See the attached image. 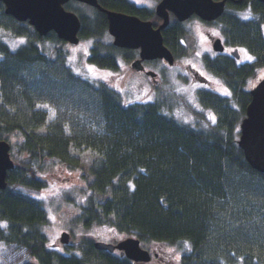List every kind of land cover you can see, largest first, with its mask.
Instances as JSON below:
<instances>
[{
    "label": "trees",
    "instance_id": "1",
    "mask_svg": "<svg viewBox=\"0 0 264 264\" xmlns=\"http://www.w3.org/2000/svg\"><path fill=\"white\" fill-rule=\"evenodd\" d=\"M225 1L227 8H253L254 20L229 9L220 18L227 41L262 51L255 63L244 66L250 74L248 70L259 61L264 64V4ZM98 2L106 10L144 19L145 10L130 0ZM66 8L80 17V39L93 42L90 63L117 70L123 50L111 42L107 16L78 2ZM0 29L27 38L12 50L0 35V140L12 145L15 161L7 189L0 191L4 264H130L97 251L93 241H83L66 253L47 248L48 212L43 201L32 195L47 183L32 166L49 159L60 160L71 170H83L85 188L79 192L86 199L80 205L85 226L108 224L117 236L134 237L146 248L167 249L158 264H264V229L257 228L264 221V174L251 167L237 142L250 94L242 91L243 75L232 62L208 61V68L219 74L229 91L226 95L198 94L200 103L218 118L215 123H204L203 115L179 108L170 94L130 103L106 82L83 78L67 63V53L61 48L65 43L55 33L39 37L27 23L5 15L1 2ZM186 36L187 30L177 25L163 33L164 44L180 46ZM53 75H58L64 87L82 94L79 103L85 106L79 107L93 113L99 122L98 134L79 132L68 137L64 120L46 125L47 117L37 105L47 97H58L59 102L71 97L52 92L48 82ZM36 81L44 88H38ZM6 108L16 109L17 117L4 115ZM192 114L196 121L188 119ZM72 149L90 152L93 158L88 165L81 163L70 155Z\"/></svg>",
    "mask_w": 264,
    "mask_h": 264
},
{
    "label": "rangeland",
    "instance_id": "2",
    "mask_svg": "<svg viewBox=\"0 0 264 264\" xmlns=\"http://www.w3.org/2000/svg\"><path fill=\"white\" fill-rule=\"evenodd\" d=\"M147 3L148 5H151L150 2ZM144 4L146 5V2H144ZM212 33L217 35L218 37H220V34L223 35L221 29L214 27H212ZM0 35L3 37V39H5L12 50L18 49L19 45H21V42H23L24 40L26 41L27 39L14 38L10 31H5L4 29H0ZM198 37L200 39V44L198 41ZM262 37L264 39V25L262 30ZM230 42L232 47H235L236 44H239L232 40H230ZM187 43L191 48L188 55L190 57L189 62L196 64L198 67H201V69L205 71V75L210 76L213 82L216 81V76L205 70L202 63H200V59L197 57H193L192 54L193 52L194 54L196 53V49L198 54L199 52H208L209 43L205 39L203 33H196V35L187 39ZM92 46L93 42L86 40L77 46L70 47L69 45H63L61 48H63L65 53L68 54V63L71 67L73 66L72 69L74 68V70H76L80 74H86L84 75V77L88 76L93 80H103L109 82L108 84H116L118 87V91L122 93L125 101H128L130 103L137 101H152L151 98H153V92L149 90L145 83L138 82L135 77L127 75L128 77L124 79L122 78L119 69H117V71H114L117 73H115V77H112L113 72L111 70L98 68L97 66L90 64L88 59ZM256 48L260 49L261 46L257 45ZM211 53L215 54V52L212 51V46ZM241 53L243 55V60L248 61L251 60L249 59V57L253 58L250 53H252L254 56H260L262 54V51L248 50L247 52L245 50H242ZM1 60L2 57L0 56V61ZM261 64V61H259L256 66L257 70H254L253 76H255V79L264 77V67H262ZM169 69H165L166 76H164V79L166 82L164 84V87L162 88V91L158 92L159 96L156 95L154 99L156 97L160 98V96L162 97L172 95L175 97V101L178 102L179 108H184L183 110L188 109V111L190 109L191 113H195L194 107H196V110L201 109V112H203L204 108H202L201 105H198L196 100L198 95L195 91L198 89H196V87L194 88V86H191V89L185 92L183 90H180L178 87H175L172 81H168V79L171 78L170 75L173 74L172 68ZM118 74L120 75L118 76ZM58 75L60 76L61 73L59 72ZM58 75H53L51 81L48 82L52 86V92H54V94L61 92L60 94H64V96L68 95L71 97H67L64 100L61 99V102L57 101L58 97H54L56 99H54L53 97H47V100L44 99L37 105L38 110L41 111L45 117H47L46 125H59L61 124L62 120H64L68 137H72L79 132H88L86 134H89L90 136L98 134L99 122H96V118L92 116L93 113L91 115L90 111H85L83 110V108L81 109L79 107H82L83 104L81 102L79 103L80 99H83V97L81 96L82 94L75 89L64 87L62 85V80L58 78ZM34 83L39 84V87L37 86L38 88H44V86L41 85L42 83L40 84L39 81H36ZM219 87L220 86L216 82V84H213L212 89L217 92ZM200 91L206 92L203 89H200ZM200 91H198V93ZM72 97H74L75 99ZM1 98L2 93L0 86V107L2 104ZM2 111L3 114L8 118L17 117L16 109L6 108ZM206 117L212 119L215 118L213 112L209 110L208 114H206ZM188 119H190V116H188ZM18 136L20 138V135ZM70 155L72 156V158H80L81 163H87L86 165H88L93 158L90 152H86L83 150H73ZM32 167L36 171V175L47 183V187L44 190L32 193L38 199L43 201L48 211V223L44 229L47 248H51V246L57 244L59 246L57 249L59 252L66 251L64 247L59 244V235L61 232H68L72 236L70 241L73 242V246L70 248V250L78 249L77 247H79L83 241L100 240L107 242L111 241L114 237L125 239V237L117 236L108 224L93 223L87 227L84 225L85 220L80 219V205H82L86 200L80 197L79 192L82 188H85V181L82 178V169L76 168L70 170L60 160L52 159L46 160L44 165L36 164ZM262 227L264 229V221L260 220V223L257 224V228ZM146 249H148L153 256L155 254H159V257L161 258L166 257L164 253L167 252V249L165 248H159V250H157L155 247H150ZM1 251H3V248L0 246V264H4V261L1 258ZM168 253L171 255V257L174 256V254L170 253L169 250ZM155 261L158 262L159 258H156Z\"/></svg>",
    "mask_w": 264,
    "mask_h": 264
},
{
    "label": "water",
    "instance_id": "3",
    "mask_svg": "<svg viewBox=\"0 0 264 264\" xmlns=\"http://www.w3.org/2000/svg\"><path fill=\"white\" fill-rule=\"evenodd\" d=\"M103 12L107 16L108 30L114 38V45L121 48L141 49V58H164L170 63L174 58L164 45L162 30L169 23V12L180 21L193 15L203 20L218 19L225 11L226 1L214 0H163L157 8V14L164 23L154 29L151 22L140 20L136 16L109 11L101 7L98 0H75ZM264 3V0H257ZM5 6V13L17 21L28 22L41 36L55 32L57 36L71 44L79 43L81 29L80 18L67 11L65 5L70 0H0ZM214 49L224 51L220 39L214 43ZM234 56L239 58L238 51ZM241 136L238 142L247 162L253 169L264 174V80L251 92V101L246 109V118L241 124ZM11 146L0 140V191L7 188L8 172L14 168L10 154ZM70 235L64 233L62 244H68ZM98 250L114 252L120 250L123 255L134 262L147 263L151 260L150 253L141 247L138 239L128 238L117 245L104 242L95 243Z\"/></svg>",
    "mask_w": 264,
    "mask_h": 264
},
{
    "label": "flooded vegetation",
    "instance_id": "4",
    "mask_svg": "<svg viewBox=\"0 0 264 264\" xmlns=\"http://www.w3.org/2000/svg\"><path fill=\"white\" fill-rule=\"evenodd\" d=\"M130 1L134 3L137 6V8L145 10L144 16H142L144 17V19L140 17L139 18L142 20L150 21L154 29H158L163 24L164 20L156 14L157 6L163 0H130ZM144 2H146V5L144 4ZM147 2H150L151 5H148ZM227 6L228 5L226 3L225 9L226 10L229 9L231 13H234L236 15L243 16V17L245 16L244 17L245 19L252 18L251 16L253 13L252 11L253 8L251 6L249 8L247 7V9H245L244 11H240L239 9L237 10V9L227 8ZM169 20H170L169 25L165 29L162 30V35L164 32H168L171 28H174V27L176 28L177 25L178 26L182 25L183 27L185 26V24L178 23L173 14H170ZM196 21H198L199 23L197 24ZM188 24L190 25L189 27L192 28V31H187L188 35H196V33H200V34L203 33L205 39L209 43L208 52H204V53L199 52L198 54L197 49L195 48L196 53L193 55V57H197L200 59L201 62L200 61L199 62L202 63L205 70H207L209 73H212L214 76H216V79H217L216 81L213 82L210 76L205 75L204 74L205 71L201 69V67H198L196 64L189 62L190 57L186 55L185 53V50L187 49V43L185 39H181L180 43H178L180 46H178L177 44H175L173 48L172 46H170V48L172 49L168 48L165 45L175 57V62L173 65L168 63L165 59L142 60L141 59V49L121 48L123 51H126V52L122 51L120 56L117 58L118 69L120 70V74L122 75V78L126 79L128 77L127 75H130V76L135 77L136 80H138V82L145 83L146 86L149 88V90L153 92L152 97L154 98L156 95L159 94L158 93L159 91H162V88L164 87V84L166 82L164 79V76H166L165 69L172 68L174 75L173 74L170 75L171 78L168 79V81H172L173 84L179 85L181 90L187 92L188 90L191 89V86L192 87L194 86V88L196 87V89H198L195 91L197 95L200 89H203L206 92L216 93L219 95H226L229 89L226 86V84L223 82V79L219 77L218 73H213L207 66L209 59L212 61L213 59H216V58H222V59H226L227 61L232 62L233 66L241 72V75H243L244 79H242V82H241L242 83L241 88L243 92L250 93L252 92V90H254L258 86V84L264 77L255 79L254 78L255 76H253V73H254V70H257V69H252L251 71L248 70L250 74L247 73V69H244V66L255 62V56L252 53H250L253 56L251 60H248V61L243 60V55L241 51L245 50L248 52V50L245 47H243L240 44H236L235 47H232L231 42L225 41L224 42L225 51L223 53L221 54L211 53V46L213 45V42H214L213 39L218 38V36L212 33V27L214 28L221 27L220 19L212 20L210 22L208 21L205 22L197 18L196 19L194 18V19H191V21ZM199 40L200 39L198 37V41ZM199 44H200V41H199ZM237 48L241 54L239 59L234 58L232 55V52L235 51ZM127 52H129V54H126ZM261 66L264 67V64L262 63ZM108 70H111L113 73H115L114 71H117V70H112V69H108ZM185 80L189 82V85H184ZM216 82L220 86L217 92L212 89L213 84L214 83L216 84ZM196 100L198 104L201 105L202 108H204V111H207L206 112L207 114H208V110L213 112V115L215 116V118L214 119L207 118V120L208 122L215 123L218 119L217 114L213 110L205 108L200 103L199 95L197 96ZM62 233L63 232H61L59 236H61ZM122 240L123 239L121 238L114 237L111 241H107L106 243L117 245ZM70 242L68 246L67 245L62 246L66 250V251H63L64 253L68 252V250H70V248L73 246V242L71 243ZM107 253H110L113 256L118 257L122 260L123 259L127 260L130 264H157L156 263L157 261H155L157 256H155L156 254L153 256L152 253H150L151 256H153L151 259L153 260L154 258L155 260L154 261L151 260L152 262H149V263L131 261L127 258L126 255H123L120 250H115L114 252H107Z\"/></svg>",
    "mask_w": 264,
    "mask_h": 264
},
{
    "label": "bare ground",
    "instance_id": "5",
    "mask_svg": "<svg viewBox=\"0 0 264 264\" xmlns=\"http://www.w3.org/2000/svg\"><path fill=\"white\" fill-rule=\"evenodd\" d=\"M256 19H259V23L261 24L262 22H261V18L260 17H256ZM246 20H254V18H250V19H246Z\"/></svg>",
    "mask_w": 264,
    "mask_h": 264
},
{
    "label": "snow or ice",
    "instance_id": "6",
    "mask_svg": "<svg viewBox=\"0 0 264 264\" xmlns=\"http://www.w3.org/2000/svg\"><path fill=\"white\" fill-rule=\"evenodd\" d=\"M249 59H251V57H249Z\"/></svg>",
    "mask_w": 264,
    "mask_h": 264
}]
</instances>
